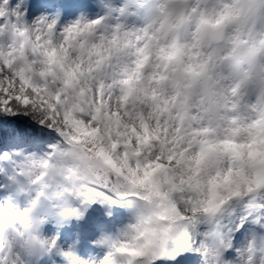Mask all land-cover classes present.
I'll return each mask as SVG.
<instances>
[{"label": "snow or ice", "instance_id": "snow-or-ice-1", "mask_svg": "<svg viewBox=\"0 0 264 264\" xmlns=\"http://www.w3.org/2000/svg\"><path fill=\"white\" fill-rule=\"evenodd\" d=\"M7 5L0 264H264V0H97L64 25ZM18 116L50 131L5 136ZM93 202L129 216L103 255L40 234Z\"/></svg>", "mask_w": 264, "mask_h": 264}, {"label": "rangeland", "instance_id": "rangeland-1", "mask_svg": "<svg viewBox=\"0 0 264 264\" xmlns=\"http://www.w3.org/2000/svg\"><path fill=\"white\" fill-rule=\"evenodd\" d=\"M33 2H34V0H8L7 6L9 8H11V7L15 6L17 3H19V5H20L19 11L23 13L24 20L30 23L33 21L32 18H33V15L35 14L34 12L29 11ZM57 21H58L59 25H62L61 23L63 20L59 21L57 19ZM54 229L49 228L48 230H44L42 232V235L45 237L55 236L57 243L64 249H68L69 246H72L71 242L61 241L59 238H57V235H56L57 231H54ZM116 232H117V230L116 231L111 230V231H107L105 233L103 232L102 234L115 235ZM102 234H97L94 236H92L93 233L91 234L90 239H88L86 244H84V246L86 247V250H84V251H88V252H79V250H75L73 248H72V250L78 251V252H75V254L79 258L84 259V260H89L90 258H93V257L98 258L99 256L103 255V249L101 247H99L97 244H95V241ZM198 256L199 255L197 253L186 252V253H183V254L176 256L174 259L169 260L168 262H166L164 264H193L194 261H196V263H198L199 262ZM55 260H56V264H63V262L61 261V259L59 257H55ZM49 264H50V262H49Z\"/></svg>", "mask_w": 264, "mask_h": 264}, {"label": "trees", "instance_id": "trees-1", "mask_svg": "<svg viewBox=\"0 0 264 264\" xmlns=\"http://www.w3.org/2000/svg\"><path fill=\"white\" fill-rule=\"evenodd\" d=\"M15 128L19 130L20 132H29L31 134H39L40 136H45L50 130H41L40 127L33 122H31L27 118H21L16 117L14 119H7L3 122V130L4 135L7 136L9 134V129ZM54 135V133H53ZM43 147V146H42ZM75 206V205H74ZM85 216H88L89 220L92 221L97 216H106L111 215L115 220H120L121 216L125 217V223L128 222L129 216L124 208V206H121L119 209H117L116 206L107 207L105 205L98 204L96 202H93L90 204L83 212ZM43 225V224H42Z\"/></svg>", "mask_w": 264, "mask_h": 264}, {"label": "bare ground", "instance_id": "bare-ground-1", "mask_svg": "<svg viewBox=\"0 0 264 264\" xmlns=\"http://www.w3.org/2000/svg\"><path fill=\"white\" fill-rule=\"evenodd\" d=\"M75 1H76V3H79L80 0H75ZM64 2L66 3V1H64ZM66 4H67V3H66ZM63 7H65V4H63V3H59V4H57V6H56V8H59L60 10H61ZM34 8H38V5H36V3L33 4V5L31 6V8H30L29 11H31V12L36 11ZM48 18H50V17H48ZM68 18H70V16L67 17L66 19H68ZM89 18H93V17H89ZM69 21H71V20H68L67 22H69ZM64 24H66V23H64Z\"/></svg>", "mask_w": 264, "mask_h": 264}, {"label": "clouds", "instance_id": "clouds-1", "mask_svg": "<svg viewBox=\"0 0 264 264\" xmlns=\"http://www.w3.org/2000/svg\"><path fill=\"white\" fill-rule=\"evenodd\" d=\"M261 135H264V133H261ZM257 142L259 143L260 141H259V136L257 137Z\"/></svg>", "mask_w": 264, "mask_h": 264}]
</instances>
